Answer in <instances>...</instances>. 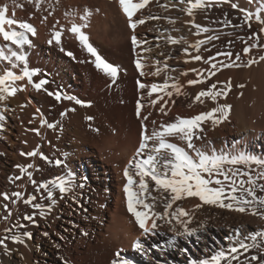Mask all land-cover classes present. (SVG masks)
<instances>
[{"label": "bare ground", "instance_id": "obj_1", "mask_svg": "<svg viewBox=\"0 0 264 264\" xmlns=\"http://www.w3.org/2000/svg\"><path fill=\"white\" fill-rule=\"evenodd\" d=\"M15 1L11 0L12 3L18 0ZM8 2L0 1V8L8 6V18L31 23L37 30L36 36L29 34L32 44L23 49L29 67L41 72L33 77V81L49 78V84L45 85L48 91L67 93L91 106L63 98L57 101L44 89L36 90L26 80L17 82L21 90L15 96L0 101V111L6 117L0 121L4 125L0 129V239L9 237L5 239L7 247L0 245V264H111L114 259H119L116 252L132 264H189L192 260L210 259L216 251L230 247L235 242L237 229L243 239L247 233L264 226V221L249 213L204 204L197 197H186L177 201L172 210L184 208L191 215L189 227L199 228L203 223L206 228L197 236L178 237L173 246L169 244L173 235L171 226L164 221H158L160 228L156 235L142 232L134 216L127 211L123 191L126 183L123 170L140 143L142 121L136 115V103L141 96L144 97L141 116H148L143 123L149 131L161 124L175 122L177 117L189 118L209 111L217 104H230L232 108L226 121L216 126L210 121L202 124L203 132L198 133L201 138L194 141L196 146L209 152L214 150L217 154L244 151L264 156V62L243 66L249 58L243 55L244 47L260 44L261 47L252 48L251 55L264 54V33H260L262 25L255 19L248 27L244 13L240 11L256 12L264 8V0H211L209 7L194 10L193 17L182 10L187 6V0L184 4L180 0H153L135 18L156 16L160 19H146L135 32L128 27L118 0H43L39 10L34 2L26 0V6L22 5L31 12V22L23 12L25 8L20 11ZM231 3L239 7L232 8ZM85 9L92 10L93 15L84 31L99 54L119 68L115 82L95 67L94 57L69 31L72 23L84 22L80 17ZM193 19L209 31L196 35L198 30L189 23ZM56 31L62 32L61 44L57 45L54 40L49 44ZM256 33L260 34L259 41L251 38ZM133 35L145 43L134 48L131 44ZM209 36L219 39L202 45L199 53L190 47ZM169 37H184L187 42L172 44ZM4 43L0 37V45ZM185 48L191 55L184 52ZM69 51L75 59L67 55ZM226 52H232L233 57L218 55ZM237 53L242 57L237 62L241 67H220L211 78H207L205 71V83L188 85V80L197 78L191 69H210V64L192 60V56L215 57L213 63L227 64L235 60ZM138 56L145 65L144 76L136 68ZM165 65V71L152 74L156 67L164 69ZM8 67L7 61H0V74ZM14 71L19 73L20 69ZM186 71L188 75H182ZM169 76L183 85V94L177 95L173 90L171 97L162 92L148 97L147 90L138 88L137 81L147 85L163 84ZM228 80H231L232 88L226 98L220 96L216 101L202 98L203 103L195 101V95L201 90L208 89L213 83H217L219 90ZM241 84L245 86L239 87ZM159 96H163V100L152 106L150 101ZM162 106L167 114L160 112ZM62 112L67 115L62 116ZM89 116L93 119L89 120ZM42 121L47 123L42 124ZM48 124L56 126L50 128ZM35 130H39V134ZM169 140L186 147L177 137ZM33 150L38 151L35 157L21 155V152ZM189 152L194 155L191 150ZM56 160L63 163L57 166ZM28 164L33 165L28 171L35 184L17 167ZM235 167L241 171L249 170L244 165ZM250 167L253 175L259 170L256 165ZM69 170L74 174L72 191L60 193L58 189H52L53 199H47V190L39 186L58 176L66 177ZM17 176L22 179H16ZM149 183L151 194L156 195L154 182ZM258 183H264V180ZM257 191L264 195L259 189ZM13 192H20L21 198L12 197ZM3 193H8L11 199L5 200ZM33 195L37 198L33 204L44 206V215L40 214V209L23 202ZM163 210V202L157 200L156 211ZM9 211L11 216L4 220ZM27 215L33 220L24 219ZM24 233H31V237ZM12 235H20L24 243L13 241ZM137 240L143 243V252L133 248ZM257 254L259 250L252 249L242 253L240 259L244 261Z\"/></svg>", "mask_w": 264, "mask_h": 264}, {"label": "snow or ice", "instance_id": "obj_2", "mask_svg": "<svg viewBox=\"0 0 264 264\" xmlns=\"http://www.w3.org/2000/svg\"><path fill=\"white\" fill-rule=\"evenodd\" d=\"M34 2L37 10L40 9L43 4V0H30ZM119 6L127 18L128 27L135 32L138 25L146 23V19H160V17L149 16L145 18H135L137 13L147 8L153 0H118ZM230 2V0H226ZM181 4L185 3V0H180ZM211 0H187V6L182 9L187 13L189 17L194 16V10L204 9L210 6ZM167 7L166 5H161ZM175 7V5H173ZM232 8H238L236 3H231ZM98 11V9H97ZM244 13V19L248 27H251V21L255 19L258 24L262 25L260 33H264V8L256 12H251L245 9H240ZM8 6L5 5L0 8V37L5 42L0 45V61H7L10 67L5 68L0 74V101H6L10 97L16 95L17 91L21 90L18 87L17 82L27 81L32 84L36 90L44 89L49 96H54L57 101L62 98L75 101L76 104L82 106H91L83 100L76 98L75 96L68 95L67 93H61L59 91H48L45 85L49 84L48 79H40L38 82L33 81L34 76L41 75L39 69H32L28 65V57L23 51L26 45H31V36L37 35L36 28L26 21H18L14 18H8ZM67 15V14H66ZM93 15L92 10L85 9L83 15L80 17L83 23H72L69 31L79 40L81 46L92 56L95 67L103 71L106 75L113 78V82L118 77L119 68L109 62H107L93 46L89 40V36L84 29L88 27V20ZM46 19V18H45ZM170 23L174 21L169 20ZM189 23L193 25L198 31L196 35H200L201 32H208L209 29L197 24L195 20H190ZM226 24H230V21H226ZM7 26V27H6ZM62 32L56 31L53 34V38L48 41L49 44L53 43V40L57 45L61 44ZM257 41L261 39L260 34L256 33L251 37ZM219 39V37L209 36L205 40H198L195 44L190 45L197 53H199L202 45L207 42ZM169 42L172 44L186 43L184 37L179 39L175 37H169ZM145 43L137 39L135 35L131 37V44L134 48L141 47V44ZM14 46V47H13ZM253 47H261L260 44L248 45L243 49V55L249 58L243 64L245 67H251L254 64L264 62V54L257 56L251 55ZM63 51L64 49L61 48ZM144 51H151V49H144ZM186 54L188 48L184 49ZM69 57L75 59L74 54L67 52ZM218 55L233 57L232 52L218 53ZM192 60L201 61L210 64V69L198 70L191 69L190 71L197 74L196 79H190L187 81L188 85L203 84L206 82L205 71L207 72V78H211L216 75L217 70L220 67H241L238 61H241V54L235 55V60L231 63L217 64L212 61L215 57L205 59V57L197 54L191 57ZM187 62V61H186ZM136 68L139 70L141 76L145 75V65L141 58L135 61ZM19 68L17 73L14 69ZM167 69L165 65L164 69L156 67L153 75H159L162 71ZM182 75H188V72H183ZM169 81H174L171 84ZM138 88L140 90H147V96L152 97L154 93L162 92L164 95L171 97L173 90L175 94L180 95L182 93V87L179 81L169 76L163 84L153 83L147 85L140 81H137ZM245 85L241 84L239 87L243 88ZM232 82L228 80L224 82V87L217 90V83L211 84L206 90H201L195 95V101L203 103L202 98H209L212 101H216L218 97H227L231 91ZM171 89V90H169ZM144 99L143 96L136 103V115L141 118V133L140 143L134 154L129 160L127 166L123 170V176L126 179L123 191L126 195L127 211L131 213L139 228L144 234L156 235L159 231L160 225L158 221H164L170 225V231L173 234L169 239V244L175 246L177 244L178 237H193L197 236L199 232L206 228L205 224H201L199 228L189 227L191 223V215L184 208H176L173 211V205L177 201L186 197H197L204 204L216 205L220 208L230 209L239 213H249L254 217H259L261 221H264V195H259V192L264 193V183H258V181L264 180V156L253 155L244 151H238L227 154H217L214 150L209 152L206 149L198 148L195 144L196 139H200L201 136L198 133L203 132L202 124L210 121L213 126L219 125L226 121L231 112L232 106L230 104H217L211 110L202 112L198 115L181 118L177 117L175 122L161 124L158 128L154 127L149 131L148 126L144 121L148 120V116H141V110L144 108V104L141 102ZM158 100H163V96H159L157 99L150 101L152 106H155ZM161 113L167 114L165 107H161ZM7 111V108L4 109ZM40 110L37 109V112ZM61 115H67L66 112H62ZM151 115V113H149ZM6 117L3 112L0 111V121H4ZM89 120L93 119L91 116ZM47 121H42V124H46ZM153 125L156 124L152 121ZM56 125L48 124V127L54 128ZM4 127L3 123H0V129ZM39 134V130H35ZM170 137H177L183 141L186 147H181L176 143L170 142ZM194 153V155L190 154ZM22 156L35 157L38 155L37 150H33L27 153L21 152ZM41 158L47 160L43 154H40ZM63 162L56 160L55 164L60 166ZM237 165H244L249 168L248 171H241L236 168ZM251 165L258 166V171L253 175L251 171ZM20 171L28 176L33 184L36 183L32 180V173L28 169L32 168V164L17 165ZM16 179H22L21 176H17ZM74 180V174L71 170L65 176H58L49 183L40 185V188L47 190V199H53L52 189H58L60 193H67L72 191V183ZM149 181L154 182V188L156 195H152V190ZM83 187V185H80ZM5 200L11 199L8 193H3ZM12 197L21 198L20 192H13ZM37 198L35 195L30 198L24 199L25 204L32 205L36 209H40V214L44 215V206L35 203ZM163 202L164 210L156 211V201ZM54 202V201H53ZM200 205H197L199 207ZM7 208V205H5ZM9 211L6 216L3 217L7 220L11 216ZM26 220H33L31 215L24 217ZM175 221V224H173ZM177 225L179 227H177ZM19 227V225H18ZM11 231V229H6ZM87 235V233H84ZM25 236L31 237V233H24ZM47 235V233H45ZM235 242L231 244L227 249L221 248L216 251L210 259H204L199 262L192 260L189 264H252L253 261L256 264H264V226L260 229L251 231L244 235L243 239H240V230L235 232ZM9 237H5L8 239ZM5 239H0V245H5ZM16 243H24L23 238L20 235H12L10 237ZM231 239V238H230ZM133 248L139 252L144 251V245L140 240L135 241ZM252 249H258L259 254L251 255L244 261H241L242 253H248ZM184 251H187L186 249ZM115 256L119 259H114L111 264H132L131 260L123 259L120 252H116Z\"/></svg>", "mask_w": 264, "mask_h": 264}, {"label": "rangeland", "instance_id": "obj_3", "mask_svg": "<svg viewBox=\"0 0 264 264\" xmlns=\"http://www.w3.org/2000/svg\"><path fill=\"white\" fill-rule=\"evenodd\" d=\"M2 3H6V1L8 2V0H0ZM17 1V0H16ZM15 1V2H16ZM24 1H26V0H24ZM23 0H21V1H17L18 3H20V5L19 4H17V2L16 3H12V2H14V0H12V2H11V0H10V2H8V3H12V4H15V6H17L18 7V9L20 8V11H21V9H22V11L24 10L23 8H25V10L23 11L26 15H28V19H29V21L31 22V12L29 11V13H28V9H27V7H24V6H26V4H27V2L25 3ZM22 2V3H21ZM17 4V5H16ZM24 6H23V5ZM27 9V10H26ZM45 79H48L49 81H50V79L49 78H45Z\"/></svg>", "mask_w": 264, "mask_h": 264}]
</instances>
